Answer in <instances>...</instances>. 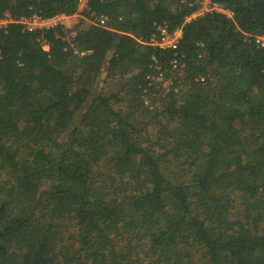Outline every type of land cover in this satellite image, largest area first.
I'll return each instance as SVG.
<instances>
[{"label":"trees","instance_id":"obj_1","mask_svg":"<svg viewBox=\"0 0 264 264\" xmlns=\"http://www.w3.org/2000/svg\"><path fill=\"white\" fill-rule=\"evenodd\" d=\"M199 1L0 0V264H264V0Z\"/></svg>","mask_w":264,"mask_h":264},{"label":"built area","instance_id":"obj_2","mask_svg":"<svg viewBox=\"0 0 264 264\" xmlns=\"http://www.w3.org/2000/svg\"><path fill=\"white\" fill-rule=\"evenodd\" d=\"M87 10H88V0H78L77 13L84 15V12ZM213 11H219L227 15H231L230 12L221 9L220 6H218L215 3H212L211 0H200L198 2V10L192 15H190L186 20L189 21L199 15H203L207 12H213ZM69 17L72 16H65L60 14L45 19L37 15H32L29 18H21L19 22L23 24L24 29L28 31H33L36 29H49L57 25H62L60 21L64 18H69ZM89 19L88 20L90 21V23L94 25H98V24L104 25L106 22V18L104 16L95 17L94 13H89ZM9 22H11V20H9L8 17L0 18V29L4 28L6 24ZM157 29L159 32L158 36L156 39L152 38L150 40L151 41L150 43L162 50L176 49L182 37L181 28H176L173 31H168L166 26H159ZM255 43L258 46L264 47V37H256ZM171 62H172V67L176 68L175 61H171ZM158 77L162 78V74L161 73L158 74L157 78Z\"/></svg>","mask_w":264,"mask_h":264},{"label":"rangeland","instance_id":"obj_3","mask_svg":"<svg viewBox=\"0 0 264 264\" xmlns=\"http://www.w3.org/2000/svg\"><path fill=\"white\" fill-rule=\"evenodd\" d=\"M61 24L67 28V29H70L72 30L76 25H78L80 22H83V25H88V24H91L90 21L85 17V15L83 14H79L77 13V15H73L72 17H69V18H64L62 19L61 21ZM74 32L72 31V34ZM43 49L45 50H48L49 47L47 44H44L42 46ZM154 84L156 85L157 88H159L161 86V88H164V86L168 87L171 85V81L170 80H166V81H163L161 77H158L156 79H154ZM111 84H110V81L105 79V75L104 73L101 74V76L99 77L98 81H97V84L95 86V91L96 92H109V90L111 89ZM151 95V97H154L155 93H149ZM148 95V96H150ZM148 96H145V99H147L148 101L146 102H149V97ZM176 168H172L170 165H169V169L167 170H163V172L168 175L169 177H171L173 171L175 170ZM180 170L184 169V166L183 167H180L178 168ZM180 173H178L177 175H179ZM175 178V176L173 177V179Z\"/></svg>","mask_w":264,"mask_h":264}]
</instances>
